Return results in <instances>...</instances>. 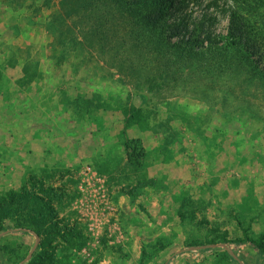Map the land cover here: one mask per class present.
Wrapping results in <instances>:
<instances>
[{
    "label": "rangeland",
    "instance_id": "1",
    "mask_svg": "<svg viewBox=\"0 0 264 264\" xmlns=\"http://www.w3.org/2000/svg\"><path fill=\"white\" fill-rule=\"evenodd\" d=\"M60 2L0 0V68L5 74L0 93V197L29 186L32 178L65 191L60 215L77 222L87 241L82 247L56 243L60 264H165L173 253L190 246L189 235L204 240L226 237V242L238 241L234 243L264 235L261 82H239L235 101L225 94L218 102L217 95L224 93L197 92L194 83L153 87L147 78L153 77V67L135 63L133 72L129 56L91 47L82 34L88 27L75 28L77 16L64 20ZM212 2L202 0L195 16L208 6L216 13ZM248 11L243 10L264 30V8ZM217 17L216 31L226 33L227 17ZM68 29L69 38L81 41L83 50L65 39ZM97 94L113 96L114 102L127 107H144L140 96L148 94L152 123L174 113L177 118L164 132L177 133L168 154L162 135L129 129L124 139L141 141L150 166L146 172L132 173L118 138L123 115L98 113L94 121L100 129L91 119L74 117L66 101L79 96L92 100ZM194 122L202 128V138L192 132ZM88 168L92 175L86 174ZM95 175L105 181V198L97 203L92 199L97 195L94 184L91 189L86 183ZM137 179L147 182L134 191ZM188 191L199 205L192 208L195 219L186 216L182 222L181 193ZM96 221L100 232L93 235L89 228ZM3 231L8 234L0 236V264H21L37 238L13 226ZM4 239L14 247L8 256L1 249ZM219 252L229 255L228 264H264L247 250ZM221 256L215 251L191 252L175 264H227Z\"/></svg>",
    "mask_w": 264,
    "mask_h": 264
},
{
    "label": "trees",
    "instance_id": "2",
    "mask_svg": "<svg viewBox=\"0 0 264 264\" xmlns=\"http://www.w3.org/2000/svg\"><path fill=\"white\" fill-rule=\"evenodd\" d=\"M201 1L61 0L60 7L65 13L64 20H71L75 16L80 19L79 22L73 19L75 28H80L78 24L88 27L82 34L91 47L101 48L103 53L129 56L133 62H127L131 64L130 70L133 72L135 69L132 65L135 63L143 68L153 67V77H147L153 87L178 81L194 83L197 92L206 90L208 93H224L217 95L215 102L224 100L225 94L235 101L237 97L234 89L239 82L254 83L258 79L264 87V30L243 12L247 8L248 14L257 7L264 8V0H252L257 6L244 0H224L222 5L219 0H213L211 5L215 7L216 13H210L211 6H208L196 17L195 7ZM219 15L228 19L226 33L216 31ZM70 33L68 29L65 35L67 41ZM69 43L84 49L83 43L75 38H69ZM4 76L0 68V93ZM140 98L144 107H127L122 102H114L113 96L105 98L99 94L92 100H85L81 96L73 100L66 98L74 117L91 119L90 122L100 129L102 125L94 121L98 113L116 111L123 115V128L118 138L125 147L132 173L139 169L146 172L150 166L144 161L149 158V154L141 141L124 139L129 129L138 128L162 135L165 139L164 154H168L167 149L173 146L174 136H177L175 132L172 136L164 134L177 116L169 113L166 119L152 123L154 109L146 108L150 97L142 94ZM182 120L189 125L188 117ZM190 128L196 136L203 137L202 128L195 122ZM137 180L139 183L134 191L143 188L147 182ZM133 193L129 192L130 195ZM181 194L180 220L185 221L186 216L190 220L195 219V210L192 208L197 207L199 201H195L189 191ZM65 196L64 190L46 187L42 180L32 178L29 186L0 197V232L13 226L30 230L40 238L39 248L27 264H60L56 243L75 247L86 244L87 238L79 224L67 222L60 215L58 205L63 203ZM226 241V237L204 240L189 235L186 243L191 246ZM239 242L254 244L264 256V235L247 237ZM1 249L6 256L14 251L8 239L2 241ZM25 249L28 251L30 244L25 245ZM215 254L221 256L219 251H215ZM221 258L227 264L230 262L227 254H222Z\"/></svg>",
    "mask_w": 264,
    "mask_h": 264
},
{
    "label": "water",
    "instance_id": "3",
    "mask_svg": "<svg viewBox=\"0 0 264 264\" xmlns=\"http://www.w3.org/2000/svg\"><path fill=\"white\" fill-rule=\"evenodd\" d=\"M25 232H29L35 235L37 238V243L34 247V249L31 251L30 255L21 263V264H26L36 253L38 247H39V237L33 233L32 231L29 230H23ZM8 234V231H2L0 232V236H5ZM236 249H241V250H247L256 256L260 257V259L264 263V256L258 251L253 246L247 245L245 243H234V242H224V243H209V244H202V245H191V246H186L183 249L177 251L175 254H173L166 264H173L176 259H178L180 256L186 254V253H191V252H198V251H220V250H236Z\"/></svg>",
    "mask_w": 264,
    "mask_h": 264
},
{
    "label": "built area",
    "instance_id": "4",
    "mask_svg": "<svg viewBox=\"0 0 264 264\" xmlns=\"http://www.w3.org/2000/svg\"><path fill=\"white\" fill-rule=\"evenodd\" d=\"M86 174L87 175H92V170L91 168H88L87 171H86ZM95 180L94 179H91V181H87V186L91 187L92 189V185L91 184H94V187L97 188H93L94 191H92L93 193H97V195H95L92 199L97 203L98 201H100V198H105V193H104V185H105V181L102 180L100 177L97 178L96 175L94 176ZM94 224H97L96 226H90L89 230L94 234L96 233H99L100 232V226H101V223L98 224V222L96 221Z\"/></svg>",
    "mask_w": 264,
    "mask_h": 264
},
{
    "label": "crops",
    "instance_id": "5",
    "mask_svg": "<svg viewBox=\"0 0 264 264\" xmlns=\"http://www.w3.org/2000/svg\"><path fill=\"white\" fill-rule=\"evenodd\" d=\"M198 252H200V251H198ZM175 253H176V252H175ZM175 253H173V254H175ZM173 254H172V255H173ZM172 255H171V256H172ZM171 256H170V257H171ZM182 256H183V255H182ZM170 257H169V258H170ZM180 257H181V256H180ZM180 257H179L178 259H180ZM169 258H168V259H169ZM168 259H167V261H168ZM178 259H176V260L174 261L173 264H175V262H176ZM167 261H166V262H167ZM165 264H166V263H165Z\"/></svg>",
    "mask_w": 264,
    "mask_h": 264
}]
</instances>
